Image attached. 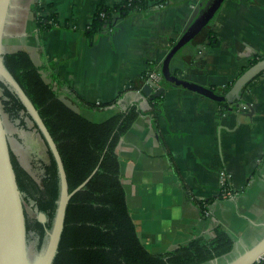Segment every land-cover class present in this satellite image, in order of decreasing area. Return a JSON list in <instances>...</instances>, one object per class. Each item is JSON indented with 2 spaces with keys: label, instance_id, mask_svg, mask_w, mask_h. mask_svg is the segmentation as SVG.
I'll return each mask as SVG.
<instances>
[{
  "label": "crops",
  "instance_id": "0c3cea01",
  "mask_svg": "<svg viewBox=\"0 0 264 264\" xmlns=\"http://www.w3.org/2000/svg\"><path fill=\"white\" fill-rule=\"evenodd\" d=\"M121 1L12 0L5 48L27 51L60 97L94 122L125 110L121 98L129 91L148 100L151 109L141 111L116 147L147 250L164 253L221 226L242 255L264 236V71L243 90L253 111L238 100L223 108L192 89L161 84L154 115L153 98L142 92L144 75L162 73L199 0H168L128 15L91 43L86 28L99 4ZM37 4L60 23L38 31ZM210 30L216 39L202 42L178 77L221 94L254 56L264 55V0H225ZM241 111L248 114L238 119ZM222 171L232 192L224 197Z\"/></svg>",
  "mask_w": 264,
  "mask_h": 264
},
{
  "label": "trees",
  "instance_id": "16d2710c",
  "mask_svg": "<svg viewBox=\"0 0 264 264\" xmlns=\"http://www.w3.org/2000/svg\"><path fill=\"white\" fill-rule=\"evenodd\" d=\"M167 2L168 0H123L111 5L101 3L86 28L88 39L94 43L105 29H113L119 19L146 12L155 4ZM42 11L43 8L37 4L34 26L38 31L50 30L60 23L57 15H45ZM208 26L207 24L189 42L200 38L203 42H213L216 34ZM204 33L205 37L202 36ZM4 59L7 68L33 101L55 139L65 165L70 190L80 185L99 165L89 182L70 200L54 264H203L234 249L235 240L232 235L218 226L213 236H196L173 250L164 253L147 250L131 216L116 152L119 140L141 114L138 104L134 103L104 121L94 122L60 97L59 92L45 81L40 68L27 51L6 53ZM261 59H264V55L254 56L249 61V66ZM147 77L148 73L144 75L143 82H146ZM162 84L175 86L164 78ZM233 84L224 88L221 94L226 95ZM141 86L142 84L139 85ZM0 93L5 113L13 119H19L21 125L26 127L25 119L29 114L18 96L2 81ZM160 99L153 98L154 115ZM219 104L226 108L231 101L224 98ZM48 152L50 160L43 165L44 173L40 182L21 165L13 152L12 159L19 187L24 193V202H34L33 208L38 207L39 211L45 212L49 218L47 226L50 227L59 196V176L53 155L49 149ZM220 197H224L223 192ZM45 227L37 217L30 218L27 215L28 238L31 233L35 234L38 249L44 243Z\"/></svg>",
  "mask_w": 264,
  "mask_h": 264
},
{
  "label": "water",
  "instance_id": "95a60500",
  "mask_svg": "<svg viewBox=\"0 0 264 264\" xmlns=\"http://www.w3.org/2000/svg\"><path fill=\"white\" fill-rule=\"evenodd\" d=\"M224 1L199 0L183 34L163 61L162 75L166 82L175 85L173 87L168 86L169 88H189L217 101L224 98L231 102L238 100L237 106L244 102L253 111L252 106L242 98V94L243 90L264 71V59L259 60L243 71L226 95L215 91L213 93L209 92L203 86L178 77V74L191 61L203 42L202 38L193 42L189 41L193 36L200 33L207 24L210 30ZM11 6L12 0H0V81L4 82L21 100L29 114L27 118L31 120L34 126H37L36 129L45 141L47 148L51 151L58 170L59 196L50 227L47 226L49 222L47 214L39 211L38 207L33 208L34 202L32 204L28 203L36 212L37 219L46 226L44 243L41 249H38V238L36 239L35 234L31 233L30 238H28L27 215L30 218L34 217L26 212L24 193L19 187L12 159V148L5 123L6 113L0 101V264H54L59 253L70 200L77 191L89 182L98 170L99 165L80 185L70 190L65 165L55 139L35 104L5 64L4 56L6 53H10L5 48V36ZM202 36L205 37L206 33ZM174 72H176V75H174ZM164 91L165 87L154 91L149 83H146L142 88L143 94L150 99L161 96ZM121 101L126 105V109L134 103L138 104L141 111L151 109L148 100L136 90L127 92L121 98ZM245 114L248 113L239 112L238 119ZM214 230L215 228L202 235L211 237ZM262 255H264V236L242 255L238 254L234 247L230 253L203 264H263V262H260Z\"/></svg>",
  "mask_w": 264,
  "mask_h": 264
},
{
  "label": "rangeland",
  "instance_id": "374dc122",
  "mask_svg": "<svg viewBox=\"0 0 264 264\" xmlns=\"http://www.w3.org/2000/svg\"><path fill=\"white\" fill-rule=\"evenodd\" d=\"M27 126H22L19 119L11 118L7 113L5 116L6 128L9 133V140L11 143L12 152L18 160H20L26 167L31 166L39 171V177L43 174L41 167H35L34 161L37 156L41 157L44 162L48 163L50 155L45 141L39 134V131L32 124L31 120L25 119ZM30 168V167H29ZM30 168V169H31ZM33 168V169H34ZM221 178V172H220ZM26 212L32 216L37 217L36 212L25 203Z\"/></svg>",
  "mask_w": 264,
  "mask_h": 264
},
{
  "label": "built area",
  "instance_id": "2783aa9c",
  "mask_svg": "<svg viewBox=\"0 0 264 264\" xmlns=\"http://www.w3.org/2000/svg\"><path fill=\"white\" fill-rule=\"evenodd\" d=\"M154 6L162 7L163 4H155ZM147 83H149L155 89L159 88L161 84L163 83L162 73L157 70H151L150 72H148ZM230 188L231 187L229 184V175L226 174L225 171H222L221 172V189H222L223 194L224 195L231 194L232 192ZM260 262L264 263V255L260 257Z\"/></svg>",
  "mask_w": 264,
  "mask_h": 264
},
{
  "label": "flooded vegetation",
  "instance_id": "af4514ba",
  "mask_svg": "<svg viewBox=\"0 0 264 264\" xmlns=\"http://www.w3.org/2000/svg\"><path fill=\"white\" fill-rule=\"evenodd\" d=\"M19 162L21 163V165L37 180V181H39L40 182V179H41V176H42V174L40 175V177L38 176L39 175V171H37L34 167V169L33 168H31V166H25L20 160H19ZM46 162H44V160L41 158V157H38L37 156V158H36V161H34V166L35 167H41V169L43 170V173H44V168H43V165L45 164ZM31 169H30V168ZM31 204H32V202H31ZM36 239H37V237H36Z\"/></svg>",
  "mask_w": 264,
  "mask_h": 264
}]
</instances>
